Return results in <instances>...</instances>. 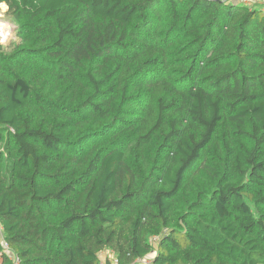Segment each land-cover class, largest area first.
Instances as JSON below:
<instances>
[{"label": "trees", "instance_id": "trees-1", "mask_svg": "<svg viewBox=\"0 0 264 264\" xmlns=\"http://www.w3.org/2000/svg\"><path fill=\"white\" fill-rule=\"evenodd\" d=\"M1 4L0 264H264L261 2Z\"/></svg>", "mask_w": 264, "mask_h": 264}, {"label": "rangeland", "instance_id": "rangeland-1", "mask_svg": "<svg viewBox=\"0 0 264 264\" xmlns=\"http://www.w3.org/2000/svg\"><path fill=\"white\" fill-rule=\"evenodd\" d=\"M13 25H14L13 20L11 16H9L8 14L7 6L5 4H1L0 5V36L2 37V39L7 38L6 42L18 41V38L16 37L15 33L11 32V28L13 27Z\"/></svg>", "mask_w": 264, "mask_h": 264}, {"label": "built area", "instance_id": "built-area-1", "mask_svg": "<svg viewBox=\"0 0 264 264\" xmlns=\"http://www.w3.org/2000/svg\"><path fill=\"white\" fill-rule=\"evenodd\" d=\"M240 1H243V2H247L248 4H251V3H254V2H256V1H259V2H261L262 3V7L264 8V0H240ZM9 29V28H8ZM12 30H13V27L11 28V32H12ZM9 31V30H8ZM9 35V34H8ZM0 39H1V41L3 42V41H5V40H7V38L5 39V38H3L2 39V37L0 36ZM0 237H1V239L3 238V228L1 227V225H0ZM3 240V239H2ZM5 246H7L6 244H4Z\"/></svg>", "mask_w": 264, "mask_h": 264}]
</instances>
